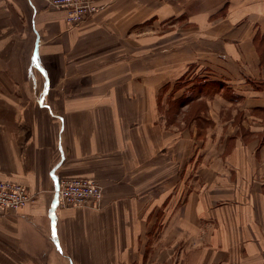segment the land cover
<instances>
[{"label": "crops", "instance_id": "1", "mask_svg": "<svg viewBox=\"0 0 264 264\" xmlns=\"http://www.w3.org/2000/svg\"><path fill=\"white\" fill-rule=\"evenodd\" d=\"M98 5L0 0V264H264V0Z\"/></svg>", "mask_w": 264, "mask_h": 264}, {"label": "built area", "instance_id": "2", "mask_svg": "<svg viewBox=\"0 0 264 264\" xmlns=\"http://www.w3.org/2000/svg\"><path fill=\"white\" fill-rule=\"evenodd\" d=\"M49 6L64 12L68 27L79 25L98 11V0H47ZM55 203L67 207H82L88 202L98 203L102 197V187L88 177L59 178L55 183ZM31 194L19 182L0 179V207L18 210L31 201Z\"/></svg>", "mask_w": 264, "mask_h": 264}, {"label": "water", "instance_id": "3", "mask_svg": "<svg viewBox=\"0 0 264 264\" xmlns=\"http://www.w3.org/2000/svg\"><path fill=\"white\" fill-rule=\"evenodd\" d=\"M55 200H56V193H55Z\"/></svg>", "mask_w": 264, "mask_h": 264}]
</instances>
